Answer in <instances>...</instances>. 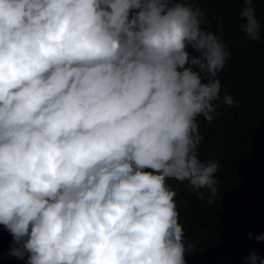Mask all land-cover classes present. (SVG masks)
<instances>
[{
    "label": "clouds",
    "instance_id": "9594fccd",
    "mask_svg": "<svg viewBox=\"0 0 264 264\" xmlns=\"http://www.w3.org/2000/svg\"><path fill=\"white\" fill-rule=\"evenodd\" d=\"M193 2L0 0V225L10 256L185 264L186 247H207L205 229L200 238L178 222L166 182L207 189L209 202L219 191L217 163L198 157L197 117L212 120L230 53L201 28ZM242 2L241 31L259 40L253 0ZM247 261L264 264L255 251Z\"/></svg>",
    "mask_w": 264,
    "mask_h": 264
},
{
    "label": "trees",
    "instance_id": "16d2710c",
    "mask_svg": "<svg viewBox=\"0 0 264 264\" xmlns=\"http://www.w3.org/2000/svg\"><path fill=\"white\" fill-rule=\"evenodd\" d=\"M252 6L261 26L259 40L241 31L242 0L193 2L204 12L201 28L214 33L230 55L217 72L220 92L212 120L197 117L202 136L197 153L206 165H218L217 197L209 202L207 189L197 192L188 181H166L176 193L178 222L200 238L203 229L209 235L200 252L185 246V264H248L253 251L264 258V240H256L264 235V0H253ZM186 51L190 57L196 54L190 45ZM225 95L232 97V105L224 102ZM12 243L0 225V264H26L27 254L24 259L8 254Z\"/></svg>",
    "mask_w": 264,
    "mask_h": 264
}]
</instances>
